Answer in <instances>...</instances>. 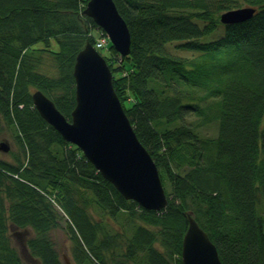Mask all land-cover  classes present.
Masks as SVG:
<instances>
[{"label":"trees","instance_id":"obj_1","mask_svg":"<svg viewBox=\"0 0 264 264\" xmlns=\"http://www.w3.org/2000/svg\"><path fill=\"white\" fill-rule=\"evenodd\" d=\"M114 2L131 52L120 58L110 43L105 58L168 205L125 199L34 106L41 90L71 119L76 57L96 39L87 0H0V126L19 149L16 163L0 159V264H25L21 234L40 264H64L52 237L63 219L77 264H183L188 213L224 264H264V0ZM245 5L257 8L250 20L221 23ZM175 42L196 53H176ZM122 211L131 235L105 224Z\"/></svg>","mask_w":264,"mask_h":264},{"label":"water","instance_id":"obj_2","mask_svg":"<svg viewBox=\"0 0 264 264\" xmlns=\"http://www.w3.org/2000/svg\"><path fill=\"white\" fill-rule=\"evenodd\" d=\"M257 8L246 5L224 11L223 24L250 20ZM83 14L92 18L122 55L131 52V33L114 0H88ZM76 105L68 119L41 90L32 98L42 118L68 142L78 146L102 176L127 200L161 211L168 195L159 168L140 141L113 85V72L105 57L87 41L74 65ZM2 150L9 146L1 144ZM182 247L183 264H224L217 246L191 213ZM64 264H74L64 256Z\"/></svg>","mask_w":264,"mask_h":264},{"label":"rangeland","instance_id":"obj_3","mask_svg":"<svg viewBox=\"0 0 264 264\" xmlns=\"http://www.w3.org/2000/svg\"><path fill=\"white\" fill-rule=\"evenodd\" d=\"M223 30H224V27L222 25L219 26L217 30L218 33H216V36H212V37H217V35H219V32L222 33ZM177 44H180V43L175 42L171 44L170 49L175 51L176 53H179L181 55H186V56H191L194 53H196L195 51H192V50H184L181 47H179ZM42 45H43L42 42L38 43V46H42ZM177 46L179 49L177 48ZM53 48L56 50L59 49V45L56 41H53ZM101 53L103 56H106V55L110 56L111 55L110 46L102 49ZM2 143L7 144L9 146V150L5 151L0 148V159H4L7 161L16 163L17 160L15 158V154L19 153L18 152L19 149L15 143L14 132L12 129L4 126L1 123L0 147ZM90 213L92 214V216L99 218L100 215L104 213V211L96 206H92L90 207ZM126 218H127V213L123 211L118 215L117 218H111L110 216L104 217V219L106 220L105 224L108 226L111 232L117 231L118 233H121V234L123 233L124 236L132 234V227L128 226ZM61 224H62V227H59L53 230L52 237L55 241L56 247L60 253L62 261L64 259V256H69L71 260L73 261V263L77 264V262L74 260V257L72 255V241L70 239V234L67 233V229H66L67 224H66L65 219H63ZM25 236L26 234L14 236V241L21 252V255H22V258L25 264H40V262L36 258L31 256L28 250L26 249L25 244H24V241L26 239Z\"/></svg>","mask_w":264,"mask_h":264},{"label":"built area","instance_id":"obj_4","mask_svg":"<svg viewBox=\"0 0 264 264\" xmlns=\"http://www.w3.org/2000/svg\"><path fill=\"white\" fill-rule=\"evenodd\" d=\"M107 42H108V37L103 32H101L100 37L97 40V46L104 47L107 45Z\"/></svg>","mask_w":264,"mask_h":264}]
</instances>
